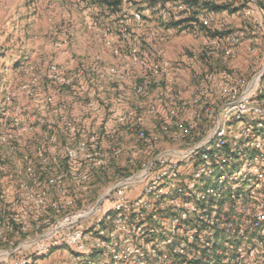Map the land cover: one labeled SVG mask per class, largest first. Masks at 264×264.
<instances>
[{"label":"built area","instance_id":"2783aa9c","mask_svg":"<svg viewBox=\"0 0 264 264\" xmlns=\"http://www.w3.org/2000/svg\"><path fill=\"white\" fill-rule=\"evenodd\" d=\"M87 2H82L84 9L90 8ZM157 5L167 26L175 19L169 16L170 9L179 8L184 13L175 20L193 17L189 23L195 28L226 29L218 14L205 13L192 2L163 0ZM151 10L155 5L132 16L140 21ZM85 20L93 29L94 21L87 15ZM244 34H221L211 44L230 56ZM136 39L125 28L105 32L102 42L119 63L94 62L96 74L89 73V80L80 82L79 95L74 92L79 99L88 95L80 107L97 114L79 117L73 115L70 102H60L63 114L56 129L62 130L61 141L56 132H46L48 147L41 153L39 168L32 161L28 167L34 184H43L38 172L42 170L49 177L46 183L58 188L49 202L53 217L65 208L74 209L83 191L102 169L112 167L117 155H130L131 169L116 176L106 205L99 200L88 211H67L60 222L71 226L77 218L100 214L91 229L68 227L50 233L41 238L38 254L48 256L65 246L72 251L68 264H264V78L258 74L250 81L235 82L225 71L222 76L211 73L206 77L208 87L201 86L188 101L172 103L174 109L168 114L157 108L160 102L143 111L130 107L128 96H148L150 90L161 89L167 73L162 64L149 63L145 49L137 50ZM48 69V78L57 88L71 84L63 65L53 63ZM109 88L115 93L106 99L103 95ZM166 88L168 96L171 90ZM213 92L223 98L220 104L210 101ZM92 94L97 101L90 98ZM152 116L160 121L155 134L144 127ZM123 138L128 140L125 146ZM161 138L181 147L161 150ZM38 221L34 227L41 228ZM58 221L50 224L46 218L44 224L53 226Z\"/></svg>","mask_w":264,"mask_h":264},{"label":"rangeland","instance_id":"374dc122","mask_svg":"<svg viewBox=\"0 0 264 264\" xmlns=\"http://www.w3.org/2000/svg\"><path fill=\"white\" fill-rule=\"evenodd\" d=\"M90 1L87 2L89 6L92 4ZM196 1L200 3L195 5L205 13L211 11L205 8L207 5L222 6L221 11L214 13L218 14V20L226 23L223 32L195 28L189 23L194 20L193 17L175 20V16L184 13L179 8L170 9L169 16L175 19L171 26H167L157 5L163 0H128L125 5L119 0L117 12L113 11L114 17L100 12L102 19L99 17L100 21H96L93 29L86 27L95 42L85 41L90 54L86 52L89 57L83 58V48H78L74 31L80 22L79 14L94 20L95 10L80 8V0H0V264H68L72 257L69 247L55 248L50 255L41 257L38 254L41 238L68 227L71 230L91 229L100 214L91 213L87 218H77L71 226L68 223L60 225V222L69 211H88L99 200H103L101 205H106L116 176L131 169L128 164L131 156L117 155L112 167L107 169L105 181L102 184L95 182L94 187L84 190L75 208H65L57 217L52 216L54 211L49 202L58 188L46 183L49 177L42 170L38 172L44 180L43 184H34L28 171L30 161L39 168L41 153L48 147L46 132H56L59 134L58 141H61L62 130L56 129L59 115L63 114L59 111L60 102H70L73 115L79 117L90 119V113L97 114L94 109L80 107L81 101L89 96L79 99L80 90L77 88L81 81L89 80V73L92 76L96 74L92 71L94 62L105 65L117 62L110 57L102 42L105 32L118 33V29L122 28L129 30L137 38V50L147 51L149 63L158 62L166 70L167 80L162 82L161 89L150 90L148 96H128L129 103L133 105L130 107H141L143 111L149 105L161 103L157 108L168 114L173 108L172 103L188 101L201 86L208 87L206 77L211 73L222 76L225 71L235 82L250 81L258 74L264 78V0ZM148 5H155V10L145 12L142 20L136 21L132 12L143 11ZM182 21V28H174L170 32V28L175 27L174 23ZM81 29L82 26L79 31L85 33V28ZM238 31L244 32L245 36L239 45L231 46L235 52L233 55L226 56L220 47L213 49V39ZM53 63L64 66V75L71 81L70 85L57 88L52 84L48 68ZM135 70L138 76L141 70L138 66ZM261 84L264 85V80ZM106 86L109 87L108 84ZM166 86L171 90L168 96ZM109 90L104 92L106 99L114 96L115 92ZM90 98L98 99L94 94ZM209 99L215 105L223 101L216 92ZM187 114L191 115V112ZM159 124L158 117L152 116L146 120L144 127L150 134H155ZM160 140L158 147L161 150L181 147L174 140ZM53 142L61 147L57 139ZM127 142L126 138L122 139L124 146ZM40 198L45 201L41 203ZM38 213L41 216H32ZM43 216L46 217L43 219ZM38 218L41 228L34 227ZM46 218H49L50 224L56 220L59 223L53 226L44 224ZM35 260L38 262L35 263Z\"/></svg>","mask_w":264,"mask_h":264},{"label":"crops","instance_id":"0c3cea01","mask_svg":"<svg viewBox=\"0 0 264 264\" xmlns=\"http://www.w3.org/2000/svg\"><path fill=\"white\" fill-rule=\"evenodd\" d=\"M83 1H85V0H80V8H83L82 7ZM90 3H92V4H90V6H91L90 8L95 10L94 13H95L96 17H94V20L95 19L96 20L94 21L92 19L94 21V23H96V21H100V18L102 19V14L100 12L104 13L105 16L106 15L110 16V18H111V17H114L113 11L117 12V9H118V8L114 9V8L108 6L107 4L103 3L102 0H99V1L91 0ZM79 17H80V22L78 23V27H76L74 33H75L76 38H78L77 39L78 48H83V52H81L82 53L81 56L83 58H87L89 56L87 55L86 52H88L89 54H90V52L88 51L89 49L86 50L85 41H87L89 43H93V42H95V40H92V38L90 36L91 35L90 30H88L86 28L87 26H86V22H85V16L83 14H79ZM97 19H99V20H97ZM81 26H82V29L85 28V33H83L82 31H79V27H81ZM88 33H89V35H88Z\"/></svg>","mask_w":264,"mask_h":264},{"label":"trees","instance_id":"16d2710c","mask_svg":"<svg viewBox=\"0 0 264 264\" xmlns=\"http://www.w3.org/2000/svg\"><path fill=\"white\" fill-rule=\"evenodd\" d=\"M184 1H188V2H192L193 4H196V3H200L199 1H196V0H184ZM102 2L103 3H105V4H107L108 6H110V7H112V8H114V9H116L117 8V6H118V4H119V0H102ZM205 5H207V3H205ZM205 8H208V9H210L211 11H221V9H222V6H214V5H207V7H205ZM181 23H183V21L182 22H176V23H174L173 25L176 27V26H178L179 24H181ZM107 169H102L97 175H96V177H95V179H94V181H93V183H92V187H94L96 184H95V182H97V184L98 183H100V184H102L103 183V180L105 179V178H107ZM105 181V180H104ZM94 190V189H93ZM91 191H92V189H91Z\"/></svg>","mask_w":264,"mask_h":264}]
</instances>
